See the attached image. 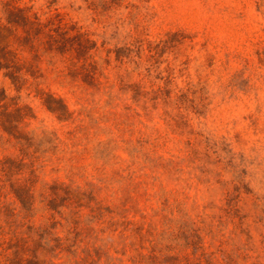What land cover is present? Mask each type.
I'll list each match as a JSON object with an SVG mask.
<instances>
[{
    "label": "rangeland",
    "instance_id": "rangeland-1",
    "mask_svg": "<svg viewBox=\"0 0 264 264\" xmlns=\"http://www.w3.org/2000/svg\"><path fill=\"white\" fill-rule=\"evenodd\" d=\"M18 3L59 11L96 44L86 62L14 44L71 116L29 78L20 102L38 139L0 129V162L36 168L0 166V264H264V0ZM188 83L168 104L133 97L135 84L177 98ZM0 86L17 94L2 70ZM11 182L33 186L29 213L15 215Z\"/></svg>",
    "mask_w": 264,
    "mask_h": 264
},
{
    "label": "trees",
    "instance_id": "trees-1",
    "mask_svg": "<svg viewBox=\"0 0 264 264\" xmlns=\"http://www.w3.org/2000/svg\"><path fill=\"white\" fill-rule=\"evenodd\" d=\"M0 4L4 16V23L0 22V70L10 80L17 93L14 96H9L6 90L0 86V129L8 137L14 138L18 142L25 140L30 146L34 145L38 138L36 134L25 131L24 126H26L27 120L33 118L34 115L28 104L20 102V92L24 88L29 89L27 87L29 78L35 81L34 96L39 98L41 104L59 121H67L71 116V111L62 97L38 87L36 73L21 61L18 54L19 49L14 47V44L28 46L29 50L36 52L43 45L45 52L70 53L78 61L82 58L86 62L88 52L95 48L96 43L86 33L80 32V28L74 23L67 22L57 10L49 9L47 12L40 13L34 10L33 5L21 6L18 0H0ZM43 15H45L44 18ZM120 57L121 55L118 58ZM90 72L91 70L83 72V81L92 83L95 77L93 78ZM92 73L95 74V72ZM134 86H136V90L133 97L142 99L144 104L149 101L152 106L156 105L159 99L165 104L172 100L177 101L180 96H186L190 91L188 83L186 91L180 95L176 94L177 98H175L170 88L159 87L155 90L152 89L150 93L143 90L140 84ZM24 151L26 150L24 149L22 152ZM22 155L24 154L22 153ZM25 164H30L31 172L35 173L36 168L31 159L26 163L24 157L18 159L8 157L4 162H0V166L3 167L2 171H5L6 175L15 173ZM10 187V193L15 197V202L19 204V210L15 213V208H13V214L29 213L34 203L33 186L31 184L16 186L14 182H11ZM15 258L17 259V256ZM21 263L23 264L18 261L12 264ZM25 264H30V262L26 260Z\"/></svg>",
    "mask_w": 264,
    "mask_h": 264
}]
</instances>
